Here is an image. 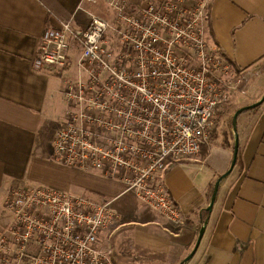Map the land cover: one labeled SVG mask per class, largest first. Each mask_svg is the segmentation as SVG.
I'll use <instances>...</instances> for the list:
<instances>
[{
  "label": "built area",
  "instance_id": "1",
  "mask_svg": "<svg viewBox=\"0 0 264 264\" xmlns=\"http://www.w3.org/2000/svg\"><path fill=\"white\" fill-rule=\"evenodd\" d=\"M113 22L85 10L84 27H48L35 69L65 70L78 51L68 103L53 138V159L122 180L175 224L184 215L164 181L175 161L198 157L218 127L217 109L248 93L240 71L209 38L212 0H150L130 8L107 0ZM110 30L118 47L107 44ZM0 233V264H116L109 239L119 218L114 200H96L45 184H17Z\"/></svg>",
  "mask_w": 264,
  "mask_h": 264
},
{
  "label": "crops",
  "instance_id": "2",
  "mask_svg": "<svg viewBox=\"0 0 264 264\" xmlns=\"http://www.w3.org/2000/svg\"><path fill=\"white\" fill-rule=\"evenodd\" d=\"M127 1L135 9L150 0ZM85 10L110 22L116 17L107 0H0V218H8L5 201L13 186L46 184L114 200L119 218L109 243L116 264L180 263L193 250L206 218L199 247L185 264H264V102L239 131L240 160L221 181L211 211V190L231 165V148L212 139L206 153L166 169L165 184L184 215L180 225L129 194L122 180L53 159V138L68 107L64 82L77 75H70L71 66L38 70L33 62L45 30L70 20L84 27ZM208 19L210 40L238 70L252 74L249 103L259 100L264 94V0H212ZM118 42L117 32L110 30L107 44L117 48ZM72 52L77 61L78 51Z\"/></svg>",
  "mask_w": 264,
  "mask_h": 264
},
{
  "label": "water",
  "instance_id": "3",
  "mask_svg": "<svg viewBox=\"0 0 264 264\" xmlns=\"http://www.w3.org/2000/svg\"><path fill=\"white\" fill-rule=\"evenodd\" d=\"M263 102H264V94L259 100L255 101V102H253L251 104H248V105H245V106H242V107L238 108L236 110V112L234 113V116H233V132H234L233 159H232V162H231V165H230L229 169L216 180V182L214 184V189H213V193H212L209 205L207 206V210L211 211L213 209V206H214V203H215L216 198H217V194H218V191H219V187H220L221 181L231 173V171L233 170V168H234V166H235V164L237 162V157H238V152H239V147H240V138H239V132H238V126H237L239 116L244 111L252 109V108H255L258 105H261ZM207 223H208V218H206V220L204 221V223H203V225H202V227H201V229L199 231V235H198V238H197V241L195 243V246H194L193 250L190 252V254L186 258H184L178 264H185L190 259H192V257L196 253V251H197V249L199 247V244H200V242L202 240V237H203V235L205 233Z\"/></svg>",
  "mask_w": 264,
  "mask_h": 264
},
{
  "label": "rangeland",
  "instance_id": "4",
  "mask_svg": "<svg viewBox=\"0 0 264 264\" xmlns=\"http://www.w3.org/2000/svg\"><path fill=\"white\" fill-rule=\"evenodd\" d=\"M70 66L71 69L69 71L70 75L72 77H74V75L76 76L78 74V70H77V65H76V54L75 52L71 53L70 56ZM75 78V77H74ZM251 92L249 91V93H247L246 95H242V97L237 100L236 106L234 107L235 109H238L242 106L248 105L250 104L249 102L251 101ZM254 114L253 111H244L238 118V132L240 131L241 127L244 126L245 124H247L250 119H251V115ZM233 115L234 113L232 112L231 114H229L228 116H224L223 118H221L219 120L218 123V131H222L223 129H227L230 133H233L234 136V132H233V125H232V119H233ZM63 127V126H62ZM232 142H234V139H232ZM39 184V183H38ZM30 185H36V184H30ZM46 185V184H45ZM49 186V185H47ZM52 187V186H50ZM55 188V187H53ZM58 189V188H56ZM134 192H130L129 194H132ZM5 213L7 214L8 218H0V229H5L6 227H8L10 225V223L13 221V212L6 207L5 205ZM4 231V230H3Z\"/></svg>",
  "mask_w": 264,
  "mask_h": 264
},
{
  "label": "trees",
  "instance_id": "5",
  "mask_svg": "<svg viewBox=\"0 0 264 264\" xmlns=\"http://www.w3.org/2000/svg\"><path fill=\"white\" fill-rule=\"evenodd\" d=\"M261 105H258L257 107L249 109L247 111L256 112L261 107ZM235 106H236L235 102H232V103L227 104V105L220 106L217 109L218 120H220L224 116H228L232 112L235 113L236 110H237V109L234 108ZM232 125H233V119H232ZM232 139H234L233 133H230L227 129H223L222 131H218V127H217V129L215 130V132L213 134V143H215L217 145H220L222 147H225V148H231L232 151H234V142H232ZM208 150H209V146H204L203 147V153H206ZM240 155H241V151L239 149L236 164L240 160ZM212 193H213V189L211 190V194Z\"/></svg>",
  "mask_w": 264,
  "mask_h": 264
}]
</instances>
